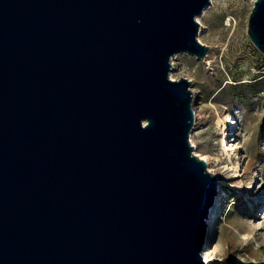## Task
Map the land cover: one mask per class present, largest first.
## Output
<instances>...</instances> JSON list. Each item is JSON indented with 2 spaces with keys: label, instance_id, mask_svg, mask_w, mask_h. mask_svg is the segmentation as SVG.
<instances>
[{
  "label": "water",
  "instance_id": "obj_1",
  "mask_svg": "<svg viewBox=\"0 0 264 264\" xmlns=\"http://www.w3.org/2000/svg\"><path fill=\"white\" fill-rule=\"evenodd\" d=\"M209 4L0 0V264H203L218 179L169 74ZM246 34L264 57V0Z\"/></svg>",
  "mask_w": 264,
  "mask_h": 264
},
{
  "label": "rangeland",
  "instance_id": "obj_2",
  "mask_svg": "<svg viewBox=\"0 0 264 264\" xmlns=\"http://www.w3.org/2000/svg\"><path fill=\"white\" fill-rule=\"evenodd\" d=\"M254 1L214 0L200 18L206 57L173 60L171 75L190 81L194 96L193 154L222 180L199 253L203 261L208 249L210 264H264V57L246 34ZM228 15L236 25H224ZM233 140L236 150L225 153Z\"/></svg>",
  "mask_w": 264,
  "mask_h": 264
},
{
  "label": "bare ground",
  "instance_id": "obj_3",
  "mask_svg": "<svg viewBox=\"0 0 264 264\" xmlns=\"http://www.w3.org/2000/svg\"><path fill=\"white\" fill-rule=\"evenodd\" d=\"M214 0H210V4L207 6V8L203 11V13L200 15V16H198L197 18H196V21L200 24V18L201 17H203V16H205V14L213 7V4H214V2H213ZM232 22L234 23V25H236V20L234 19V18H231V16H226L225 18H224V25L225 26H231V24H232ZM203 29V27H202V25L200 24V26H199V31H198V33H199V35H200V33H201V30ZM222 37H224L223 35H222ZM220 38H221V36H220ZM198 40H199V36H198ZM200 41V40H199ZM222 42V39H220L219 41H218V44H220ZM177 55H175V57H176ZM175 57H173L172 59H171V64H172V71L170 72V74H169V77H170V79L171 80H174V78H173V76L171 75V73L173 72V70H174V63H173V60H174V58ZM193 98H194V96H193ZM196 115V114H195ZM228 124L229 125H231V121H228ZM143 125H145V122L143 123ZM191 134V133H190ZM190 137V136H189ZM234 143V140L231 142V145L229 146V149L228 150H226L225 151V153H228L229 151L231 152V151H235L236 150V145L235 144H233ZM200 158H202V157H200ZM202 159H204V158H202ZM206 162H208L206 159H204ZM233 170V169H232ZM231 170V171H232ZM232 173H233V175L235 174V171L233 172L232 171ZM215 175V174H214ZM217 177V176H216ZM217 179H218V185H220V183L222 182V180H221V177H217ZM217 189H218V186H217ZM202 229H203V233H204V230H205V227H202ZM208 250V249H207ZM207 250H204V253H203V261H202V263L203 264H210L211 263V261L213 260V257L211 256V254L207 251Z\"/></svg>",
  "mask_w": 264,
  "mask_h": 264
}]
</instances>
